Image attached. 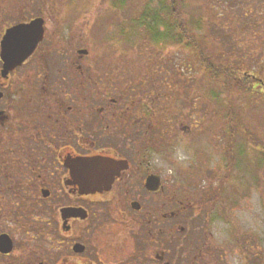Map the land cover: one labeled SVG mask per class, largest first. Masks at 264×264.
<instances>
[{
  "label": "flooded vegetation",
  "instance_id": "obj_1",
  "mask_svg": "<svg viewBox=\"0 0 264 264\" xmlns=\"http://www.w3.org/2000/svg\"><path fill=\"white\" fill-rule=\"evenodd\" d=\"M61 8L64 0H0V264H228V233L218 238L212 206L224 197L227 171L198 195L193 175L172 185L164 163L144 153L171 123L160 100L164 80L152 106L141 97L153 89L117 85L127 76L114 63L103 74L100 63L90 71L84 58L64 60ZM33 21V52L5 68L8 30ZM242 76L262 79L247 69ZM136 91L144 92L138 102ZM165 132L169 140L173 131ZM85 158L124 168L108 187L86 191L71 176L74 161ZM182 190L188 197H179ZM249 240L257 245L254 263L264 264L260 244Z\"/></svg>",
  "mask_w": 264,
  "mask_h": 264
},
{
  "label": "rangeland",
  "instance_id": "obj_2",
  "mask_svg": "<svg viewBox=\"0 0 264 264\" xmlns=\"http://www.w3.org/2000/svg\"><path fill=\"white\" fill-rule=\"evenodd\" d=\"M61 11L64 60L84 58L80 63L85 68L90 65V71L100 63L103 74L114 63L116 74L123 70L127 76L119 78L117 85L122 87L126 81L139 89L143 83L153 92L141 97L144 92L136 91L132 99H147L152 106L159 97L157 84L164 80L165 97L160 100L168 110L165 120L171 123L162 128L164 139L152 135L145 155L159 157L164 169L174 170L172 185L195 176L196 187H200L197 195L214 186L215 174L226 170L224 197L212 206L218 217L214 224L219 228L218 238L225 239L228 233L224 243L228 264H255L257 245L249 239L260 244L264 260V88L253 84L252 92L248 81L235 85L231 77L225 83L222 76L213 77L202 67L193 49L178 46L169 35L155 41L148 33V27L157 26V31L164 32L165 25L175 24L177 20L169 18L173 11V17H179L200 41L213 71L233 67L237 74L241 65L242 70L264 79V0H64ZM156 17L157 24L152 21ZM78 50L87 52L79 54ZM118 90L117 86L114 97ZM179 122L192 125V130H179ZM165 130L167 135L173 131L169 140ZM178 150L186 160L177 161ZM184 170L193 174L187 171L183 176ZM179 197L188 195L182 190Z\"/></svg>",
  "mask_w": 264,
  "mask_h": 264
},
{
  "label": "water",
  "instance_id": "obj_3",
  "mask_svg": "<svg viewBox=\"0 0 264 264\" xmlns=\"http://www.w3.org/2000/svg\"><path fill=\"white\" fill-rule=\"evenodd\" d=\"M34 23L8 30L1 50L5 68L21 64L33 52L39 34L34 30ZM78 53L84 54L86 50H79ZM74 164L76 166L71 169V176L86 191L108 187L113 177L124 168L121 162L105 158H85L78 163L74 161Z\"/></svg>",
  "mask_w": 264,
  "mask_h": 264
},
{
  "label": "trees",
  "instance_id": "obj_4",
  "mask_svg": "<svg viewBox=\"0 0 264 264\" xmlns=\"http://www.w3.org/2000/svg\"><path fill=\"white\" fill-rule=\"evenodd\" d=\"M171 11V9H169ZM146 15V14H143ZM170 21L171 18H173L174 20H177L176 23H172L165 25L166 30L164 32L161 31H157L156 27H148L149 25H147V27L150 29L148 30V33H152L153 35V39H155V41H161L163 39H167V35H169V39L174 43H176L178 46H185V47H189L191 49L194 50V52H196V56L198 58L199 63L202 65V67L205 68L206 71L210 72L213 77L214 76H222L223 77V82L225 81L228 82L230 81V79H232L233 81H235V85H238V81H248V83H250V87L248 90L252 91V86L253 84H255V88H264V79H260V80H250L247 77H243L242 76V71H239L241 69V65L240 67H237V74L234 72L236 70H234L233 67H229L228 69H216L213 71V64L208 61V59L206 58V56L204 55V51L201 50L200 47V41H198L197 37L195 35L190 34V32L187 30V27L185 25L182 24L181 21H179V17L178 19H176L175 17H173V11L170 13L169 15ZM156 20H158V18L156 17L155 19H153V23L156 22ZM152 31V32H151ZM238 54L235 55V59H238ZM207 61H206V59ZM230 66V65H229ZM247 68V67H245ZM242 70V69H241ZM241 75V76H240ZM231 77V78H230ZM239 77V78H238ZM230 78V79H228ZM244 79V80H243ZM255 92V91H252Z\"/></svg>",
  "mask_w": 264,
  "mask_h": 264
},
{
  "label": "clouds",
  "instance_id": "obj_5",
  "mask_svg": "<svg viewBox=\"0 0 264 264\" xmlns=\"http://www.w3.org/2000/svg\"><path fill=\"white\" fill-rule=\"evenodd\" d=\"M176 159L177 161H184L187 159V157L183 154L182 151H177L176 153ZM154 164L158 165V166H163L161 160L159 159V157H156L153 161H152ZM173 169L171 167H167L166 168V172L168 175H172L173 174Z\"/></svg>",
  "mask_w": 264,
  "mask_h": 264
}]
</instances>
